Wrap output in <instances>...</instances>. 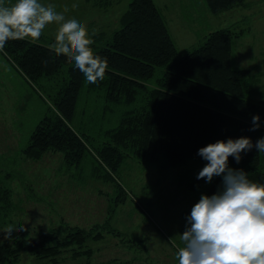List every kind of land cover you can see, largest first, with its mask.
Masks as SVG:
<instances>
[{
  "label": "trees",
  "instance_id": "obj_1",
  "mask_svg": "<svg viewBox=\"0 0 264 264\" xmlns=\"http://www.w3.org/2000/svg\"><path fill=\"white\" fill-rule=\"evenodd\" d=\"M246 1L206 3L211 13L219 14ZM120 24L110 36L98 34L92 39L94 50L107 57L109 64L104 78L96 83L86 82L70 56L56 50L57 40L45 43L41 35L25 36L10 39L0 48L21 77L50 103L49 112L34 128L19 158L36 161L49 152H61L68 168L83 171L90 157L92 175L100 173L115 182L130 154L141 163L158 164L163 169L189 161L199 162L201 169L207 161L198 154L200 147L228 137L248 136L255 142L264 136V99L255 101L260 95L257 79L234 66L233 41L240 36L235 31L237 25L209 33L197 47L179 50L154 0H132ZM158 69L162 73L156 76ZM86 84L91 93L104 98L106 109L121 107L119 126L107 130L108 138L99 146L73 126ZM254 114L261 117V126L255 129ZM229 163L247 171L251 179L264 182V153L255 147L242 152L239 162L230 156ZM11 165L17 164L0 155V214L15 205L9 186ZM204 181L200 178L198 184ZM221 182L222 177H214L206 193L216 192ZM116 185L120 186L117 180ZM66 228L64 241L62 230L53 229L37 239L13 238L0 243V264H17L24 250L58 262L67 248H85L88 231ZM90 253L91 249H86L76 255ZM84 264L125 263L114 259Z\"/></svg>",
  "mask_w": 264,
  "mask_h": 264
},
{
  "label": "rangeland",
  "instance_id": "obj_2",
  "mask_svg": "<svg viewBox=\"0 0 264 264\" xmlns=\"http://www.w3.org/2000/svg\"><path fill=\"white\" fill-rule=\"evenodd\" d=\"M131 1L42 0L54 11L60 8L82 17L92 39L98 34L110 36L119 29L121 16ZM5 2L11 4L14 0ZM154 2L178 49L183 45H187L186 49L197 47L210 31L237 25L235 31L240 36L233 41L232 54L235 68L243 69L238 58L245 47L257 45L259 38L264 43V0H247L245 5L219 14L210 12L206 0ZM61 24L57 19L44 27L41 37L45 43L57 40ZM261 51L264 53V47ZM257 64L251 63L250 67ZM158 70L156 76L162 73ZM52 86L54 93L55 83ZM39 94L0 51V127L10 132L18 144L9 154V163L17 165L8 170L13 177L9 186L15 205L1 211L0 243L13 238L37 239L53 229L62 230L64 241L66 227L83 228L89 235L85 248H67L58 256V262L24 250L17 264H84L87 260L102 263L114 259L125 264H177L175 252L183 245L180 234L187 227V216L210 185L206 181L198 184L200 163L189 161L163 169L158 164L141 163L130 154L114 176L120 184L117 186L116 180L105 179L100 173L92 175L90 157L83 171L68 168L61 152L48 162L21 159L16 151L20 153L38 122L49 112L50 103ZM255 99L264 97L260 94ZM121 116V107L106 109L104 98L91 93L86 84L73 126L99 146L108 138L106 131L119 126ZM12 225L16 231L10 234ZM86 249H91L88 256L76 255Z\"/></svg>",
  "mask_w": 264,
  "mask_h": 264
},
{
  "label": "clouds",
  "instance_id": "obj_3",
  "mask_svg": "<svg viewBox=\"0 0 264 264\" xmlns=\"http://www.w3.org/2000/svg\"><path fill=\"white\" fill-rule=\"evenodd\" d=\"M62 24L57 51L67 53L73 67L83 73L85 81L96 83L109 68L107 57L92 47L93 40L82 17L70 15L42 0H0V48L8 40L31 36L38 38L47 24ZM259 114L252 115L253 129L261 126ZM255 147L264 153V136L228 137L198 149L207 163L197 179L211 182L222 177L218 190L202 193L187 216V227L180 234L183 245L175 252L177 264H264V182L253 180L247 171L230 166L229 157L239 162L242 152ZM23 226H21L22 228ZM16 231L10 226L9 233Z\"/></svg>",
  "mask_w": 264,
  "mask_h": 264
},
{
  "label": "crops",
  "instance_id": "obj_4",
  "mask_svg": "<svg viewBox=\"0 0 264 264\" xmlns=\"http://www.w3.org/2000/svg\"><path fill=\"white\" fill-rule=\"evenodd\" d=\"M210 32H212V31H210ZM170 34H171V32H170ZM171 37H172L173 41L175 42V45L177 46V41L174 39L172 34H171ZM261 38H263V37H261ZM262 42L263 41H261L259 38L257 41V43H258L257 45H254L252 47L247 45L245 47V50L242 52V56L240 58H238V64H240V66L243 69L248 70L252 76L256 77L257 85H258V88L260 89V94L262 96H264V84H263L264 83V55H263L264 53H262V51H261V48L264 47V46H261V44H264V43H262ZM185 46H187V45H183L179 49L188 48ZM242 62L244 64V67H243ZM251 63H258V64L254 65V67L253 66L250 67ZM261 64H263V65H261ZM262 74H263V76H262ZM260 76H262V77L259 79ZM2 134L5 136H2ZM17 145H18L17 140L14 138V136L12 134H10V132H8L3 127H0V155H3L6 158H10L9 154L12 151V146L16 150ZM16 152L17 153H15V154L19 155V150ZM57 153H60V152H49V153L45 154L42 159L36 160V161H38V162L42 161L43 162L44 159H46L47 162L51 161L54 158L58 157ZM21 159H27V158L21 157Z\"/></svg>",
  "mask_w": 264,
  "mask_h": 264
}]
</instances>
